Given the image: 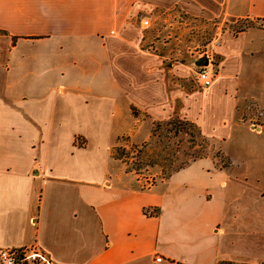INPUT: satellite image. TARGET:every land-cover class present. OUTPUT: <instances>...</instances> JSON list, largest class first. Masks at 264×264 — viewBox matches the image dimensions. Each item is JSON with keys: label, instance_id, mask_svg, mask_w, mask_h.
I'll return each mask as SVG.
<instances>
[{"label": "crops", "instance_id": "crops-1", "mask_svg": "<svg viewBox=\"0 0 264 264\" xmlns=\"http://www.w3.org/2000/svg\"><path fill=\"white\" fill-rule=\"evenodd\" d=\"M173 10L252 23L215 31L204 88L169 87L167 71L195 80L198 68L143 48L142 21ZM248 104L262 111L255 129ZM132 108L152 123L175 114L220 147L264 134V0H0V247L50 264L263 262L264 204L232 206L223 191L258 181L252 160L232 174L202 157L145 188L110 155L114 182L88 172L90 135L123 109L140 124Z\"/></svg>", "mask_w": 264, "mask_h": 264}, {"label": "rangeland", "instance_id": "rangeland-1", "mask_svg": "<svg viewBox=\"0 0 264 264\" xmlns=\"http://www.w3.org/2000/svg\"><path fill=\"white\" fill-rule=\"evenodd\" d=\"M141 20H143V18ZM148 24V27L142 29V35L145 37L142 42L144 45L143 48L151 50L149 44L154 42L157 45V52H160L164 57V67L169 69L176 63H185L192 67L193 70H195V67L192 66L191 61L204 51L211 52L212 40L217 37L216 34H214L216 30L222 31L227 29L236 33L238 32V28L246 25L250 27L252 25L249 20H237L235 22L222 21L221 23L220 19L196 18L177 10L156 14L154 18L148 19ZM217 27L219 28L217 29ZM147 40L148 42H146ZM168 64L171 65L168 66ZM166 80L169 87L175 84L183 86L186 81H188L190 89H201L194 80V74L190 75L185 80L175 77L174 74L167 71ZM246 109L248 112V116L244 119L246 123H250V119L252 118L261 116L257 113H262V111L251 104H248ZM137 112V118L141 122L138 125L132 124V117L123 109L113 116L110 124H106L105 127H103V131L100 135H90L88 145L86 149L83 150V154L79 152V154H82L90 160L89 173L95 175L96 173H105L109 170V172H111V179L114 182V177L118 172L117 170L120 164L113 162V160L109 158V155L111 157L112 149L124 147L125 151H129L128 158L119 161L124 165V170L126 172L136 177V183L139 188L150 187L159 180H165V178L162 177L165 171L163 164L162 166L158 164L149 165L145 163L144 157L140 158V156L136 154V151L130 148L131 144L139 146L143 141H147L150 136L151 127L153 126L150 120L151 118L146 116L143 112ZM145 120H149L150 123ZM257 124L259 125L258 121ZM127 136L129 137L127 138ZM126 138L128 139L127 141ZM179 140H181L180 143L187 145L192 144V141H195V143L199 142V139L191 135H183L173 140L171 139L179 148L178 151L176 150L174 152L175 156L172 158L175 159L177 163L183 160L184 156L182 155V151L186 149L184 146H180ZM244 140L245 142L242 146L235 145L234 141L224 145L222 144L221 147L214 144L212 145V149L209 150L208 157L216 161V165L224 167L229 163L228 171L232 174L241 173L243 171L245 165L242 164V161H246L245 159L252 160L251 167H254L252 171H256V169L259 171L258 181L254 179L255 173H252L251 178L247 180L241 178L237 182L233 181L227 184L223 191L230 192L234 195L230 202L229 197H226V204L231 203L232 206L238 204H255L260 206L264 204V196L260 195V193L264 191V169H262L264 168V164L258 163L259 160L257 157L261 159L264 158V134L262 133L260 136L254 134ZM175 147L176 145H174V148ZM158 149L159 147L154 146L146 148L148 154ZM217 151L218 153H216ZM133 163L141 166L136 170H132L134 167ZM260 214L264 217V212Z\"/></svg>", "mask_w": 264, "mask_h": 264}, {"label": "trees", "instance_id": "trees-1", "mask_svg": "<svg viewBox=\"0 0 264 264\" xmlns=\"http://www.w3.org/2000/svg\"><path fill=\"white\" fill-rule=\"evenodd\" d=\"M248 26L240 27L238 28L239 31H244L247 29ZM131 113L134 117H138V112L135 108L131 109ZM183 135H191L194 136L196 139H199L198 143H195V141H192V144H183L180 143L181 140L178 142L180 143V146H184L182 151L183 160H181L179 163L176 162L175 159H172L175 155L174 152L179 150L177 147L178 145L174 143L173 140L176 137L183 136ZM129 136H127L128 138ZM126 138V141L128 140ZM174 145L176 147L174 148ZM212 145L214 143L203 136L199 129L194 125L193 123L182 120L178 116L174 114L170 119L166 121H155L153 122V126L151 127V132L149 139L145 142H143L141 145H134L131 144L130 148L136 151V154L141 157L145 158V163L149 165L158 164L164 165L165 171L164 175L162 176L165 179H168L172 173L186 167L191 162L206 157L209 155V150L212 149ZM154 146L159 147V149L155 152H152L151 154H148V151L146 150L147 147ZM114 148V147H113ZM218 153V151L216 152ZM129 151H125V148L116 147L112 149L111 157L123 161L125 158H128ZM142 160V159H141ZM229 163L226 164L228 166ZM134 167L132 170L138 169L141 165H137L136 163H133ZM130 170V169H129ZM217 264H248V263H237L233 261L228 260H221L218 261ZM257 264H264L263 262L257 263Z\"/></svg>", "mask_w": 264, "mask_h": 264}, {"label": "built area", "instance_id": "built-area-1", "mask_svg": "<svg viewBox=\"0 0 264 264\" xmlns=\"http://www.w3.org/2000/svg\"><path fill=\"white\" fill-rule=\"evenodd\" d=\"M148 24L147 20L142 21V25L146 27ZM206 54L208 58V64L203 67H199L195 74V81L199 88H204L209 85L211 80L215 75L213 57L210 52L204 51L199 54ZM261 115V112L257 113ZM258 117L250 119V125L253 129L259 127L257 124ZM156 261H161L160 257L155 258ZM35 262H43L50 264V262L45 258L43 253L34 247H27L21 249L14 248H2L0 247V264H30Z\"/></svg>", "mask_w": 264, "mask_h": 264}, {"label": "water", "instance_id": "water-1", "mask_svg": "<svg viewBox=\"0 0 264 264\" xmlns=\"http://www.w3.org/2000/svg\"><path fill=\"white\" fill-rule=\"evenodd\" d=\"M192 66L199 68L206 66L208 64V58L206 54H202L200 57H197L191 61ZM171 64H168L170 66Z\"/></svg>", "mask_w": 264, "mask_h": 264}]
</instances>
